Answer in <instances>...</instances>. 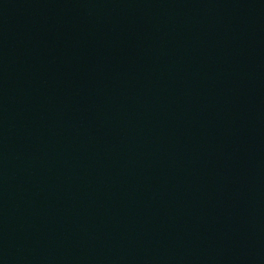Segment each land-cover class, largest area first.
<instances>
[{"label": "water", "instance_id": "obj_1", "mask_svg": "<svg viewBox=\"0 0 264 264\" xmlns=\"http://www.w3.org/2000/svg\"><path fill=\"white\" fill-rule=\"evenodd\" d=\"M0 264H264V0H0Z\"/></svg>", "mask_w": 264, "mask_h": 264}]
</instances>
